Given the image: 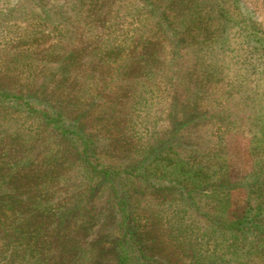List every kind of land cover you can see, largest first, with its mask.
I'll use <instances>...</instances> for the list:
<instances>
[{"label": "trees", "instance_id": "16d2710c", "mask_svg": "<svg viewBox=\"0 0 264 264\" xmlns=\"http://www.w3.org/2000/svg\"><path fill=\"white\" fill-rule=\"evenodd\" d=\"M160 1L0 0V109L13 111L19 127L25 130L50 128L76 141L78 164L74 175L90 185V201L85 206L83 201L65 205L52 199L46 201L39 195L28 203H18L11 199V194H5L7 191L0 184V256H8L0 264H264L261 21L251 20V29L243 28L254 44L253 70L258 76L252 80L251 89L246 87L236 93L233 108L201 109L195 102L198 95L185 90L190 65L184 59L171 61L172 76L180 84L179 95L170 97L168 117L159 115L160 121L153 119V124L166 126H162V131H152L153 125L149 127L147 121L140 128L143 133H139L136 121L150 120L153 111L142 103L147 98L141 93L137 95L135 102L142 103L145 111L141 108L128 128L138 141L133 147L137 158L129 166L119 169L97 161V129H85L80 121L76 89L80 74L75 65L83 62L80 57L85 55L87 46L92 49L86 57L92 60L85 62L93 66L97 58L106 54L122 59L121 53L135 40L134 36L143 34L140 14L144 10L157 20L161 30L172 36L173 43L176 30L160 4L178 6L190 16L209 3ZM240 6L242 19L238 22L243 24L252 18L248 13L254 12L248 5ZM223 8L221 2V13ZM89 34L95 47L85 45ZM122 67L123 63L114 67V76L123 73ZM16 68L21 70L22 77L5 74ZM57 89L65 91L60 99L54 93ZM249 89L251 96L247 95ZM134 110H130L133 116ZM201 122L208 124L209 131L239 125L242 133L250 137L252 166L243 176L227 185L200 180L193 154L211 146V140L199 136ZM2 131L8 132L4 128ZM31 157L26 155L21 161L31 162ZM236 188L245 192V209L241 215L232 216L219 205V195ZM151 193L167 198L160 202L158 215L163 220L162 231L173 251L172 258L155 253L148 236L143 211L151 206ZM93 197L100 201L90 206ZM14 212L21 218L25 214L24 219L15 218ZM24 225L28 234L22 231ZM36 244L49 250H34ZM47 258L51 262L47 263Z\"/></svg>", "mask_w": 264, "mask_h": 264}, {"label": "rangeland", "instance_id": "374dc122", "mask_svg": "<svg viewBox=\"0 0 264 264\" xmlns=\"http://www.w3.org/2000/svg\"><path fill=\"white\" fill-rule=\"evenodd\" d=\"M208 1L200 12L190 16H186L178 6L172 8L164 2L159 3L176 30L174 45L170 41L172 36L161 30L157 20L144 10L140 14L143 34L134 36L135 40L121 53L122 59H118V55L106 54L97 58L93 66L85 62L86 59L92 60L86 57L92 48L86 47V58L81 56L83 62L78 61L75 65L80 74L76 88L79 103L77 111L85 129H97L99 139L95 153L100 159L97 161L119 169L134 162L133 158H137V155L133 147L138 141L128 128L136 119L135 114L143 109V102L151 106L153 116L150 120L136 121L139 133H143L140 128L147 121L149 127L153 125L152 131L166 127L163 123L153 124V119L160 121L159 115L168 117L170 97L172 94L179 95L177 89L180 83L172 76L173 59L177 62L184 59L190 65L185 76V90L198 95L199 99L195 102L201 109L233 108L236 93L246 87L252 88V80L258 76L253 70L256 54L253 52L252 39L243 28L247 26L251 29V20L261 21L260 25L264 28V0ZM221 2L222 7H225L222 13L219 9ZM240 5H248L254 12L248 13L252 18L243 24L238 22L242 19ZM89 36L85 45L95 47L96 42L91 34ZM224 36H227L226 40H222ZM176 41H179V46H176ZM118 63H123V73L114 76V67ZM5 74L22 77L19 68ZM90 74L93 76L90 77ZM54 79L58 81L56 77ZM146 87L148 90L143 91ZM250 89L247 90L249 96L253 95ZM64 92L63 89H57L54 93L60 99ZM140 93L148 100L136 104ZM230 95L233 98L228 100ZM132 109H135L134 116L130 112ZM238 126L209 131L205 122L198 125L201 130L199 136L211 140L210 147L193 154V162L196 163L202 182L227 185L230 180L240 178L251 168L250 137L244 135ZM3 128L8 131L6 134H2ZM77 148L76 141L53 129L30 131L19 127L13 111L0 109V184L7 191L5 194H11V199L15 198L18 203H28L34 200V195H39L46 201L52 199L65 205L83 201L86 206L90 201L87 198L90 185L74 175L78 164ZM26 155L32 156L31 162L21 161ZM148 197L151 206H147L143 212L147 218V232L152 240L153 251L162 258H172L173 251L162 231L163 220L158 215L160 202H165L167 198L163 199L162 194L158 193H151ZM98 201L100 198L93 197L90 206L92 202ZM219 205L232 216L241 215L245 209V192L239 188L222 192ZM13 216L20 217L16 212ZM22 231L27 233L25 225ZM31 233H34L33 230ZM34 250L49 249L36 244ZM7 258V255L0 256V263L7 261ZM48 262H51L50 258H47Z\"/></svg>", "mask_w": 264, "mask_h": 264}]
</instances>
